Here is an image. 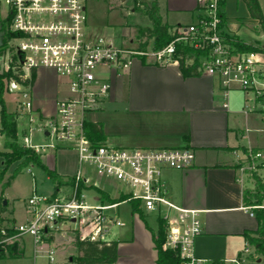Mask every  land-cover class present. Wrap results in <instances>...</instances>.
Masks as SVG:
<instances>
[{"label": "built area", "instance_id": "2783aa9c", "mask_svg": "<svg viewBox=\"0 0 264 264\" xmlns=\"http://www.w3.org/2000/svg\"><path fill=\"white\" fill-rule=\"evenodd\" d=\"M89 1L0 0V26L5 32L0 75L5 76L4 94L21 99L20 113L15 114L18 127L25 123L21 145L38 154L48 149H72L79 161L66 194L34 193L26 202L30 220L2 230V234L10 230L43 244L50 230L66 225L81 240L109 244L116 237L113 229L125 226L119 216L120 206L130 204L131 213L138 215L132 207L136 203L144 216L152 215L157 225L159 221L164 223L163 248L175 251L179 264H208L195 255L194 240L202 233L199 212L176 205L163 179L168 170L193 166L195 152L187 148H129L106 141L94 143L84 126L92 122L87 120L89 114L106 109L113 81L123 78L141 58L161 67H180L183 59L186 64L198 60L200 75L217 80L225 96L239 90L251 95L264 112V54L240 53L226 40L224 0H195L196 21L172 26V40L159 50L153 46L145 50L138 49L139 46L122 47L111 39L91 35ZM130 1L143 7L158 0ZM42 70L56 73L68 90V96L56 103L52 116L43 115L32 99L35 81ZM2 110L0 103V137L4 136ZM39 136L45 137L46 142L37 143ZM260 157V153H243L242 172L255 170V165L248 163ZM90 190L95 192L91 199L87 196ZM101 193L118 202L104 200ZM248 252L246 249L245 253ZM232 263L242 264L240 260Z\"/></svg>", "mask_w": 264, "mask_h": 264}, {"label": "crops", "instance_id": "0c3cea01", "mask_svg": "<svg viewBox=\"0 0 264 264\" xmlns=\"http://www.w3.org/2000/svg\"><path fill=\"white\" fill-rule=\"evenodd\" d=\"M258 1L264 12V1ZM158 3L162 19L164 9L197 14L195 0H158ZM225 15L228 34L238 36L233 25H237L238 30L253 25L254 33L264 34L255 31L259 23L251 18L249 11L248 17L236 21L227 13ZM41 96L36 88L33 98L35 107L43 115L52 116L56 103L61 99L57 95L48 100ZM252 107L254 109L248 111ZM107 109V113L106 110L98 112L99 117L92 122L102 123L105 141L111 145L187 148L195 152L193 166L168 170L164 172L163 179L176 205L199 212L202 233L194 240L197 258L206 260L208 264H234L233 260H240L242 264H264V257L256 254L243 237L245 232L257 230L258 222L253 212L243 204L247 179L241 169L243 153L240 150L258 149L264 157V147L243 143L247 133L244 128L254 125L257 130H262L264 126V112L253 102L251 95L234 90L225 96L217 80L208 76L185 78L177 65L161 67L135 62L123 78L113 81ZM24 126L25 123H22L18 127L19 135ZM59 175L65 179L71 177ZM68 190L67 186H62L57 193L66 194ZM3 202L4 199L0 218L6 219L2 221V230L30 220L26 202L20 214H15L9 202L7 206ZM68 230L71 231L66 225L50 230L43 244H36L32 237L18 236L14 232L9 240L0 242V264H74L65 244H61L56 236L58 232ZM149 231L155 251L153 230L149 228ZM116 237L111 241H117L119 248L125 241ZM66 242L76 250L73 241ZM246 249L248 253H245ZM119 254L118 249V259ZM156 258L155 251L154 264ZM113 264L123 263L118 260Z\"/></svg>", "mask_w": 264, "mask_h": 264}, {"label": "rangeland", "instance_id": "374dc122", "mask_svg": "<svg viewBox=\"0 0 264 264\" xmlns=\"http://www.w3.org/2000/svg\"><path fill=\"white\" fill-rule=\"evenodd\" d=\"M222 5L224 6L223 9L225 13L235 21L238 18L248 17V11L241 0H226L223 1ZM262 5L264 6V3H262ZM135 8L136 6H134L130 0L125 3L121 2V0H90L87 3L88 28L90 34L94 37L111 39L116 45L122 47L136 48L139 46L140 42H146V38H143L141 41V29L152 27V22L148 15ZM162 15V20L172 26L194 23L197 17V14L194 15L190 12L174 9H164ZM233 28L236 29L239 38L243 40L245 44L259 46L264 50V34L257 35L254 33L252 31L253 25L242 27L239 30L237 25H233ZM151 46H153L152 42L149 43L148 47ZM36 88L40 96L42 95L41 97L45 100L51 99L54 96L56 97V95L58 99H64L68 96V90L63 84V81L53 71L42 70L39 73L33 89L32 99L34 98ZM3 100L8 113H20L18 102L21 101V99L18 96L5 93L3 95ZM105 110L107 113V107ZM97 117H99L97 113L89 114L87 120L94 121ZM244 129L247 132L246 141L243 140L244 144L249 143V145L252 146L264 147V126H262V130H260V128L257 130L254 125ZM20 135H18L19 144L23 141L20 139ZM4 142L5 137H0V152H6L4 149ZM36 142H46V138L39 136ZM41 156V160L45 165L55 169L61 175L72 177L78 169V154L72 149H48L42 152ZM3 163V157H0V170L4 167ZM17 164L18 163H15L8 168L5 181L13 175ZM244 165H247V163ZM248 165H255L258 174L264 178V157L262 154L260 158L254 160V163L250 161ZM248 176L249 175L246 174L247 181L245 183V188L254 191V181L249 179L250 177ZM100 184L103 186L102 182H100ZM106 190L116 194V191H113L111 188H106ZM54 192L55 185L52 181L45 176L40 168L31 165L24 169L21 174L17 175L4 192H2L0 186V212L2 210L1 202L3 199L4 202H9V206L14 209L15 214H20L24 211L25 202H28V199L34 193L37 195L52 196ZM94 195V190H90L87 194L89 199L94 198ZM248 209L252 212L254 206H249ZM119 212L120 218L125 224V227H116L113 229L114 234L117 236L116 238L125 241L118 248L120 250L119 262L123 264H154L155 251L152 248L149 228L156 232L157 222L155 218L152 215H146L144 220L137 216L132 217L130 204H122ZM5 219L6 218H0V230H2L1 228L4 226L2 221ZM7 225H9V223ZM57 234L58 240L62 242L61 244L64 243L67 248L69 252L68 256H70L73 263L76 264L75 261L77 260L78 253L69 242H66V240L73 241L77 233L68 230L58 232ZM132 238H135V240L132 241ZM89 264L111 263L91 262Z\"/></svg>", "mask_w": 264, "mask_h": 264}, {"label": "trees", "instance_id": "16d2710c", "mask_svg": "<svg viewBox=\"0 0 264 264\" xmlns=\"http://www.w3.org/2000/svg\"><path fill=\"white\" fill-rule=\"evenodd\" d=\"M249 14L253 20H257L259 28L256 32H264V12L262 11L258 0H242ZM138 11L149 16L152 27L143 28L140 31L141 41L146 38V42H140L138 49L145 50L149 43H153L155 50H159L167 45L172 40V26L164 23L160 15V6L158 1L145 3L143 7L136 8ZM226 40L240 53L259 52L264 54V50L259 46H251L244 43L238 36L232 34L225 35ZM187 52L189 49H186ZM0 52H2L0 50ZM185 53V52H183ZM191 54V53H190ZM199 55L198 52H195ZM185 56V55H184ZM186 57V56H185ZM141 63L144 65L148 64L145 58H141ZM199 63L198 60L192 64H186L185 60L180 61V71L185 78L200 77L198 72ZM4 75H0V103L3 107L2 110V121L4 128V149L6 152H0V157L4 159V167L0 170V186L2 192H4L11 184L12 180L21 172L32 166H36L42 170L45 176L52 181L55 185V192L62 187L68 186L72 183V179L66 180L63 176H60L56 171L48 168L41 160V154L36 153L34 150L27 148L18 142V123L16 115L8 113L4 104ZM84 131L87 137L94 143H100L106 140L104 134L103 125L100 122H88L85 123ZM240 151L244 154H258V149L249 150L242 148ZM18 163L14 169L13 175L5 181L7 170L13 164ZM252 181H254V191L245 188L243 191V204L244 207L254 206L252 211L257 222L258 229L255 231H247L243 234V237L247 241L248 245L254 248V251L259 256L264 257V178L261 177L257 169L246 172ZM104 200L109 202H118L114 199L109 198L107 195L101 193ZM2 203V202H1ZM134 213H138V216L144 220L145 216L137 208L136 203H132ZM14 232L10 231L6 235L2 234L0 230V242L12 237ZM154 249L157 254L156 264H179V258L175 251L165 250L164 243L166 241V227L162 221H159L156 232L152 231ZM73 245L78 253L76 264H89L91 262H109L111 264L118 260V242L111 241L109 244L94 243L89 240H81L78 235L73 238Z\"/></svg>", "mask_w": 264, "mask_h": 264}, {"label": "water", "instance_id": "95a60500", "mask_svg": "<svg viewBox=\"0 0 264 264\" xmlns=\"http://www.w3.org/2000/svg\"><path fill=\"white\" fill-rule=\"evenodd\" d=\"M5 36V32L2 30V27L0 26V49L3 47V39ZM7 202H4V205H6Z\"/></svg>", "mask_w": 264, "mask_h": 264}]
</instances>
